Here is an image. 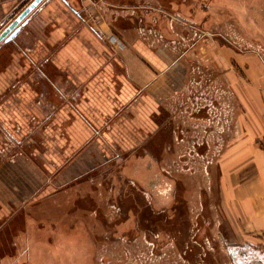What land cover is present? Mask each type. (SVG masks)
Instances as JSON below:
<instances>
[{
    "label": "crops",
    "instance_id": "0c3cea01",
    "mask_svg": "<svg viewBox=\"0 0 264 264\" xmlns=\"http://www.w3.org/2000/svg\"><path fill=\"white\" fill-rule=\"evenodd\" d=\"M30 1L0 0V30ZM67 1L41 0L14 38L0 42V145L22 143L30 122L41 139L0 162V264H92V231L77 226L76 211L42 207L30 215L29 209L52 196L51 189L103 169L112 154L148 156L162 127L174 133L178 96L199 84L192 82L198 66L189 52L202 58L206 51L213 57L209 67L227 70L233 60L243 74L237 82L236 69L228 70L230 88L244 98L239 122L245 133L220 153L213 209L175 215L193 225L152 226L150 242L180 250L178 259L156 264H264L262 58L218 43L181 48L171 28V0L164 7L158 0ZM194 8L180 1L175 10L188 17ZM18 212L20 225H13ZM161 212L151 210L150 217Z\"/></svg>",
    "mask_w": 264,
    "mask_h": 264
},
{
    "label": "rangeland",
    "instance_id": "374dc122",
    "mask_svg": "<svg viewBox=\"0 0 264 264\" xmlns=\"http://www.w3.org/2000/svg\"><path fill=\"white\" fill-rule=\"evenodd\" d=\"M166 1L158 0L157 6L164 7ZM171 1V28L181 48L193 49L197 46L201 51L204 49L199 48L202 43L206 46L218 43L238 52L252 50L264 61V42L251 39L244 33L242 19L235 10L219 6L212 0H189V6L195 8L188 10L187 17L175 10L181 0ZM157 12L159 19L164 18L162 10ZM197 14L199 20H196ZM206 52L202 58L189 52V59L198 66L190 73L192 82L199 84L178 96L172 124L174 133L162 127L155 141L151 139L147 146L150 150L148 156L136 152L126 153L122 158L118 153L112 154L103 169L78 177L71 185L51 189L53 197L49 196L29 209V214L41 212L42 207L47 211L58 207L76 211L77 226L92 231V264H156L160 260L168 259L169 262L178 259L179 249L150 242L149 229L152 226L154 229L158 226L193 225L194 221L191 223V220H182L175 215L213 209L212 202L218 198L215 165L220 153L234 145L236 134L243 136L245 133L244 123L239 122L244 98L240 101L239 94L235 95L234 88H230L229 83L234 78H229L228 70L236 69L237 82H243L244 77L233 60L227 70L223 66L220 72L209 67L213 57ZM225 65L228 66V63ZM203 106L206 111L200 117L198 113ZM33 125L35 123L30 122L27 126L26 132L30 136L21 138L22 143L4 140L0 145V162L21 154L27 145H41L38 134L31 131ZM201 142L205 147L203 152L198 149ZM33 155L36 156L28 153L31 158ZM51 157L48 153L45 159L50 160ZM140 158L148 161L139 163ZM152 160H155L154 163ZM48 168L51 169V166ZM45 174H50L49 170ZM166 174L172 175L174 182L167 181ZM149 194L155 199L151 200ZM151 210L163 212L150 217ZM15 215L11 224L20 225L22 214L18 212ZM13 253H16L15 249Z\"/></svg>",
    "mask_w": 264,
    "mask_h": 264
},
{
    "label": "flooded vegetation",
    "instance_id": "af4514ba",
    "mask_svg": "<svg viewBox=\"0 0 264 264\" xmlns=\"http://www.w3.org/2000/svg\"><path fill=\"white\" fill-rule=\"evenodd\" d=\"M181 1H185L188 4H190L189 0H181ZM212 1L218 4L219 6L221 5L227 9L235 10L237 12L236 15H238L242 19V23H243L242 26L244 28V33L247 36H249L251 39H255L257 41H264V0H212ZM193 4L194 3H192V5ZM195 4H197V2ZM200 4L201 3H199V5ZM205 111L206 108L203 106L198 113L200 117L204 116ZM175 117L176 116H174V119ZM198 149L201 152L205 150L203 142L199 143ZM164 176H166L167 181L171 180L172 182H174L172 175L166 174Z\"/></svg>",
    "mask_w": 264,
    "mask_h": 264
},
{
    "label": "water",
    "instance_id": "95a60500",
    "mask_svg": "<svg viewBox=\"0 0 264 264\" xmlns=\"http://www.w3.org/2000/svg\"><path fill=\"white\" fill-rule=\"evenodd\" d=\"M41 0H31L11 21H9L1 30H0V42L9 41L19 32L22 22L27 14L40 2ZM66 4L70 5L67 0Z\"/></svg>",
    "mask_w": 264,
    "mask_h": 264
},
{
    "label": "built area",
    "instance_id": "2783aa9c",
    "mask_svg": "<svg viewBox=\"0 0 264 264\" xmlns=\"http://www.w3.org/2000/svg\"><path fill=\"white\" fill-rule=\"evenodd\" d=\"M96 28H97L96 31L98 33H100L102 35H105L108 38V40H109V42H110V44H111V46L113 48L120 47L119 40L112 33H110L108 31V28H106V26L105 27L104 26L102 27V26L97 25Z\"/></svg>",
    "mask_w": 264,
    "mask_h": 264
},
{
    "label": "trees",
    "instance_id": "16d2710c",
    "mask_svg": "<svg viewBox=\"0 0 264 264\" xmlns=\"http://www.w3.org/2000/svg\"><path fill=\"white\" fill-rule=\"evenodd\" d=\"M91 245V244H90Z\"/></svg>",
    "mask_w": 264,
    "mask_h": 264
}]
</instances>
